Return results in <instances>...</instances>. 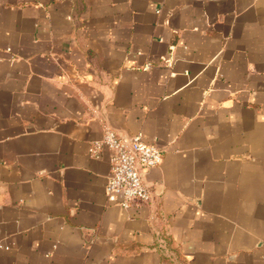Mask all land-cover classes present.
Returning <instances> with one entry per match:
<instances>
[{
	"label": "crops",
	"instance_id": "0c3cea01",
	"mask_svg": "<svg viewBox=\"0 0 264 264\" xmlns=\"http://www.w3.org/2000/svg\"><path fill=\"white\" fill-rule=\"evenodd\" d=\"M104 127L161 149L148 203ZM0 264H264V0H0Z\"/></svg>",
	"mask_w": 264,
	"mask_h": 264
},
{
	"label": "built area",
	"instance_id": "2783aa9c",
	"mask_svg": "<svg viewBox=\"0 0 264 264\" xmlns=\"http://www.w3.org/2000/svg\"><path fill=\"white\" fill-rule=\"evenodd\" d=\"M103 150L109 155V177L104 187L107 203L122 209L148 203L150 191L143 174L161 163V149L140 134L120 135L104 127L102 136L89 143L87 154L98 159Z\"/></svg>",
	"mask_w": 264,
	"mask_h": 264
}]
</instances>
